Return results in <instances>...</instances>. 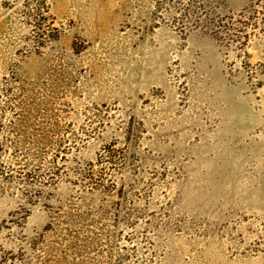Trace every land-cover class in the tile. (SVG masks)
<instances>
[{
    "label": "rangeland",
    "instance_id": "rangeland-1",
    "mask_svg": "<svg viewBox=\"0 0 264 264\" xmlns=\"http://www.w3.org/2000/svg\"><path fill=\"white\" fill-rule=\"evenodd\" d=\"M157 3L0 0V264H264V0Z\"/></svg>",
    "mask_w": 264,
    "mask_h": 264
},
{
    "label": "trees",
    "instance_id": "trees-1",
    "mask_svg": "<svg viewBox=\"0 0 264 264\" xmlns=\"http://www.w3.org/2000/svg\"><path fill=\"white\" fill-rule=\"evenodd\" d=\"M224 0H158L157 9L160 12L159 18L161 20L171 22L174 27L179 29L184 34L190 33H203L205 35H211L220 41L224 40L223 30H228V24L232 22V18H228L226 14L222 12L221 3ZM165 13V14H164ZM3 126L0 123V130ZM17 158L30 157L31 161H36L35 152L40 151V145L28 141H20L15 143ZM32 145L33 147H29ZM2 149V146H0ZM107 157L100 156L99 163L106 162ZM43 160L42 155L38 157L39 163ZM1 161V158H0ZM33 164V163H31ZM116 165V163H111ZM23 166H31L29 163H23ZM1 167V166H0ZM90 169L85 170L84 182L91 188L98 186L100 189H106L111 186H115L112 181V185L104 182V176L107 174L104 170L99 172V175H91ZM109 182L111 179L108 180Z\"/></svg>",
    "mask_w": 264,
    "mask_h": 264
}]
</instances>
